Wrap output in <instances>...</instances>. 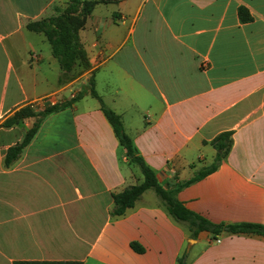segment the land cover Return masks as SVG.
Returning a JSON list of instances; mask_svg holds the SVG:
<instances>
[{
	"label": "crops",
	"instance_id": "obj_1",
	"mask_svg": "<svg viewBox=\"0 0 264 264\" xmlns=\"http://www.w3.org/2000/svg\"><path fill=\"white\" fill-rule=\"evenodd\" d=\"M66 5L0 0V264H178L185 252L187 264H264L263 236L201 232L193 239L153 189L112 217V194L144 176L89 93L44 118L9 166L7 150L37 118L3 126L25 106L41 112L72 99L93 78L137 155L168 190L210 166L212 141L232 131L219 169L179 189L177 198L216 225L264 226V0L99 4L79 33L90 66L77 64L74 79L60 84L50 43L27 26ZM240 8L250 22L241 21Z\"/></svg>",
	"mask_w": 264,
	"mask_h": 264
},
{
	"label": "trees",
	"instance_id": "obj_2",
	"mask_svg": "<svg viewBox=\"0 0 264 264\" xmlns=\"http://www.w3.org/2000/svg\"><path fill=\"white\" fill-rule=\"evenodd\" d=\"M121 1L122 0H67V5L64 9L59 7L55 8L56 14L54 16L28 24L27 29L29 31L44 34L50 43L52 54L58 60L63 72L60 76V84H65L74 79L75 75L72 74V72L77 64L82 66L83 69H88L90 66L87 53L80 43L79 38V33L85 27L87 18L92 14L97 5L114 4ZM239 16L243 23H248L252 20L249 11L245 8H240ZM87 93L100 102L105 117L112 126L120 144L127 151L129 162L138 165L144 176V181L141 184L130 186L120 193L112 194L114 202V207L111 212L112 217L124 216L129 209L136 205L137 201L147 190L153 189L171 216L176 221L185 224L189 228L193 239H196L201 232H211L214 235H220L223 232L231 234H259L264 237V226L252 224L216 225L186 209L177 198L179 189L188 187L215 173L219 169L229 156L233 147L232 131L223 132L212 141L211 144L217 151V154L210 166L199 170L190 180L179 183L177 190H168L159 184L155 172L137 155L131 139L124 131L120 117L109 109L104 104L102 98L97 94L93 78L90 79L84 92L79 93L70 100L48 106L41 112L35 111L33 105H28L17 111L13 117L6 120L3 126L10 128L25 119L37 118L33 127L26 133L24 139L7 150L5 163L9 166L20 157L24 149L36 136L44 118L71 107ZM131 247L136 253L143 254L145 252L144 248L137 243H132ZM187 258L188 253L185 252L178 264H187ZM13 264H83V262L22 260L15 261Z\"/></svg>",
	"mask_w": 264,
	"mask_h": 264
},
{
	"label": "rangeland",
	"instance_id": "obj_3",
	"mask_svg": "<svg viewBox=\"0 0 264 264\" xmlns=\"http://www.w3.org/2000/svg\"><path fill=\"white\" fill-rule=\"evenodd\" d=\"M61 9H64V8H61ZM46 105H44L43 107L40 106V108H45ZM192 244H194V242H192Z\"/></svg>",
	"mask_w": 264,
	"mask_h": 264
}]
</instances>
